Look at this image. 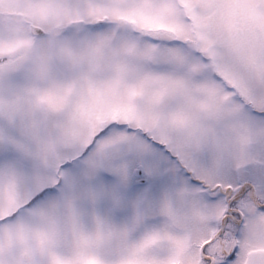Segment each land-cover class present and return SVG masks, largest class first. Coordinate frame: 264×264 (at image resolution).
Instances as JSON below:
<instances>
[{"label": "snow or ice", "instance_id": "obj_1", "mask_svg": "<svg viewBox=\"0 0 264 264\" xmlns=\"http://www.w3.org/2000/svg\"><path fill=\"white\" fill-rule=\"evenodd\" d=\"M0 264H264V0H0Z\"/></svg>", "mask_w": 264, "mask_h": 264}]
</instances>
